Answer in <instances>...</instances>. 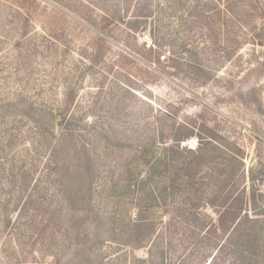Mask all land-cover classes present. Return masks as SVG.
I'll use <instances>...</instances> for the list:
<instances>
[{"label":"rangeland","instance_id":"1","mask_svg":"<svg viewBox=\"0 0 264 264\" xmlns=\"http://www.w3.org/2000/svg\"><path fill=\"white\" fill-rule=\"evenodd\" d=\"M243 202L264 223V0H0V264H242Z\"/></svg>","mask_w":264,"mask_h":264},{"label":"trees","instance_id":"2","mask_svg":"<svg viewBox=\"0 0 264 264\" xmlns=\"http://www.w3.org/2000/svg\"><path fill=\"white\" fill-rule=\"evenodd\" d=\"M148 17V16H144ZM141 23V22H140ZM192 134H183L176 139L178 146L180 142L188 140ZM250 202H243L242 206L235 210V214L230 215L233 207L229 206L223 210L219 217V223L216 228L229 232V237L233 234L240 239L239 252L241 255L242 264H264V223L260 222V217L263 214L252 218L243 209L249 208ZM256 204V203H255ZM246 209V210H247ZM229 222V223H228ZM246 223L245 228L242 227ZM260 226H258V224ZM137 248L143 247V242L148 240L153 234L152 224L147 223L143 218H140L134 225V231Z\"/></svg>","mask_w":264,"mask_h":264},{"label":"built area","instance_id":"3","mask_svg":"<svg viewBox=\"0 0 264 264\" xmlns=\"http://www.w3.org/2000/svg\"><path fill=\"white\" fill-rule=\"evenodd\" d=\"M188 149L195 151L198 148V140L195 138H190L184 142V144Z\"/></svg>","mask_w":264,"mask_h":264}]
</instances>
